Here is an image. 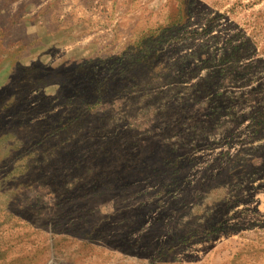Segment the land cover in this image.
<instances>
[{"label":"rangeland","instance_id":"374dc122","mask_svg":"<svg viewBox=\"0 0 264 264\" xmlns=\"http://www.w3.org/2000/svg\"><path fill=\"white\" fill-rule=\"evenodd\" d=\"M46 1L0 0V264H264V0L149 5L100 63Z\"/></svg>","mask_w":264,"mask_h":264},{"label":"crops","instance_id":"0c3cea01","mask_svg":"<svg viewBox=\"0 0 264 264\" xmlns=\"http://www.w3.org/2000/svg\"><path fill=\"white\" fill-rule=\"evenodd\" d=\"M176 1L178 0H71L67 6L59 4V8L55 11V7H53L52 3L53 1L48 0L43 8L52 11L54 15V18L49 22L54 23L57 27H62L57 28L59 33L55 35L58 40L63 41L61 47L66 46L78 49L82 55L81 59L100 63L107 61L106 58H108V56L105 49H115L120 41L123 40L125 35L124 25L127 26L128 31L142 22V18L140 19L141 16L147 20L145 16L148 15L143 11L150 9L149 5L156 6V8L159 7L160 11L157 14L158 16H160L167 7L168 10H175L176 13L174 16H177L180 14L181 9L173 7L177 4ZM73 3H78L81 9L75 10L72 8L71 4ZM88 11L92 15L102 16V18L107 21V24L104 26L101 24L95 27L96 31L93 33L85 32L87 26L94 23H87V20L84 19L81 20L84 16L88 15ZM74 17L78 18L75 19V22L71 20ZM80 32L84 34H82L74 44H70L69 41L71 40L72 33L78 35ZM115 42L117 43L115 44ZM64 61L65 60L61 62ZM7 80V67H3L2 69L0 67V89L6 86Z\"/></svg>","mask_w":264,"mask_h":264}]
</instances>
